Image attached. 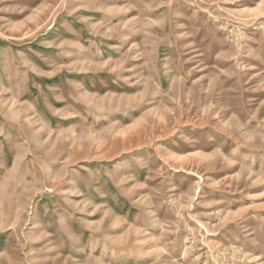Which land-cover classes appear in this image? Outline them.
<instances>
[{
	"label": "rangeland",
	"instance_id": "374dc122",
	"mask_svg": "<svg viewBox=\"0 0 264 264\" xmlns=\"http://www.w3.org/2000/svg\"><path fill=\"white\" fill-rule=\"evenodd\" d=\"M0 264H264V0H0Z\"/></svg>",
	"mask_w": 264,
	"mask_h": 264
}]
</instances>
